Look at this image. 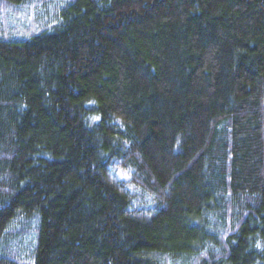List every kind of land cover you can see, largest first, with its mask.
I'll use <instances>...</instances> for the list:
<instances>
[{
  "label": "trees",
  "instance_id": "obj_1",
  "mask_svg": "<svg viewBox=\"0 0 264 264\" xmlns=\"http://www.w3.org/2000/svg\"><path fill=\"white\" fill-rule=\"evenodd\" d=\"M30 212L33 264H264V0H0V264Z\"/></svg>",
  "mask_w": 264,
  "mask_h": 264
},
{
  "label": "rangeland",
  "instance_id": "obj_2",
  "mask_svg": "<svg viewBox=\"0 0 264 264\" xmlns=\"http://www.w3.org/2000/svg\"><path fill=\"white\" fill-rule=\"evenodd\" d=\"M27 9L21 8L16 14L17 21L19 24H23L24 22L31 19V17L26 15ZM28 18V20H27ZM7 23L9 26L13 25V23H17L16 21L10 20L7 18ZM114 169V170H113ZM110 171V179L111 180H123V186L125 187L126 192L133 198L134 205L136 207L140 206L143 208H151L154 205L153 199L146 194L144 191L132 186L131 184L125 182L128 180V175L120 170H118L116 167H113ZM36 214L33 212L26 213L24 216L20 217L22 219L20 221V227L18 228L17 222L12 226L13 233L10 236H7V238L4 240V242H7V244H4V248L1 249L3 253L5 251H10L13 255L14 252L20 254L18 258V262L21 264H33L34 263V250L36 245V229L31 230L32 237H30V231L29 229H33L36 227L35 223V216ZM35 235V242L33 243ZM31 238V240H30ZM14 251V252H13Z\"/></svg>",
  "mask_w": 264,
  "mask_h": 264
}]
</instances>
